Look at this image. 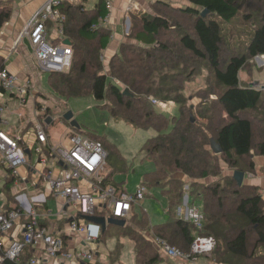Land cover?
Listing matches in <instances>:
<instances>
[{"label": "trees", "instance_id": "16d2710c", "mask_svg": "<svg viewBox=\"0 0 264 264\" xmlns=\"http://www.w3.org/2000/svg\"><path fill=\"white\" fill-rule=\"evenodd\" d=\"M185 1L189 6L182 8L156 0L149 5L148 13L129 14L127 38L134 44L119 46L108 63L109 77L101 63L111 38V32L103 26L109 14L105 0H95L91 5L87 0L63 1L58 9L64 17L62 44L69 43L72 57L65 72L48 74L47 84L53 94L64 100L91 96L103 101L109 114L140 130L153 128L161 132L169 121L170 116L157 112L150 98L162 104L171 101L180 105L178 118H172L171 131L147 139L141 149V161L154 165L152 172L141 177V185L147 191L159 188L167 201L169 220L151 225L141 210L133 212L129 219L135 229L115 227L120 237H128L134 243V264H164L151 241L140 235L146 228L152 238H160L184 253L196 236L211 237L214 249L202 257L216 264H264L261 191L256 186H238L232 176L222 177L220 166L225 164L230 172H251L253 164L243 160L250 152L264 157V120L261 119L263 125L256 120L262 115L264 91L241 87L239 81V73L251 60L264 55V0ZM205 10L207 13L201 16ZM10 15V4L0 0V28ZM184 18L189 22L190 33L184 31ZM235 24L241 28H237L239 45L224 55L228 31ZM184 53L204 62L214 82L209 93L214 100L194 113L185 107L178 88L170 84L172 78L161 75L163 68L177 74L183 71ZM124 90L127 95L122 93ZM35 108L41 109L39 104ZM87 137L100 141L107 153L109 169L101 186L121 189L122 184L113 179L115 168L125 166L118 149L103 137ZM211 141L221 149L219 155L210 150ZM18 144L23 147L22 139ZM176 174L191 182L186 184ZM208 178L214 181L207 185L198 183ZM184 193L192 201H201L204 225L200 231L175 215ZM104 216L105 212L94 213V217ZM73 220L78 219L68 223ZM108 227L99 239L106 235ZM29 249L24 248L18 261L4 260L1 264H26L31 258Z\"/></svg>", "mask_w": 264, "mask_h": 264}, {"label": "built area", "instance_id": "2783aa9c", "mask_svg": "<svg viewBox=\"0 0 264 264\" xmlns=\"http://www.w3.org/2000/svg\"><path fill=\"white\" fill-rule=\"evenodd\" d=\"M65 0H47L31 16L23 30L22 37L28 40L30 49L39 69L46 74L63 73L69 66L72 51L68 45L62 44L63 35L61 24L64 22L59 12V6ZM73 2L75 0H69ZM91 2L93 0H87ZM111 0H106V7L109 14L105 17L108 20L111 13ZM129 12V9H128ZM126 23L129 19L127 18ZM51 23L55 34L49 35L47 23ZM129 25V23H128ZM99 26L94 28H98ZM129 27L125 25V32L128 34ZM58 41V42H56ZM254 62L258 68L264 67V55L256 56ZM260 88V86L256 87ZM32 83L30 79H20L8 73L0 67V93L13 95L20 106L26 104L31 95ZM151 104L160 105L159 102L150 98ZM162 105V104H161ZM3 109L0 108V118ZM35 140L29 149L18 144L21 138L11 137L0 130V157L2 174L0 183L7 177L18 182V169L30 165L33 154L37 156L36 166L39 169L38 179L47 183L48 195L55 200L63 202L61 210L71 208L80 219L69 223V231L84 235L86 243L95 244L98 242L102 230L100 226L86 222L82 217L94 216V213H107L110 218L127 220L140 201L145 198L147 189L141 184L133 193H127L122 188L113 186H101L103 174L106 168L107 153L100 141L72 134L68 137L69 147H52L49 145L45 133V127L39 123L34 127ZM26 151L28 153H26ZM35 169V167H34ZM59 170V176L54 171ZM37 173V174H38ZM36 174V173H35ZM84 179L85 187L75 186L74 183ZM188 186H184V191ZM43 194L22 198L16 196L17 207L5 209L0 207V235L8 233L14 222L25 215L29 220L23 227L21 236L0 251V264L4 260L18 261L24 248L42 244L45 254L58 261H76L78 263L94 264L95 255L92 252L71 253L64 250V239L60 235L48 234L45 229L40 228L37 223L34 204H41L45 200ZM176 217L192 224L196 231H200L204 225L202 212L190 205L189 197L184 193L180 206L175 209ZM104 216V218H108ZM151 243L158 252L172 261L195 262L198 257L208 255L214 248V240L211 237L196 236L188 252L179 251L160 238H153ZM26 264H38L35 257H31Z\"/></svg>", "mask_w": 264, "mask_h": 264}, {"label": "crops", "instance_id": "0c3cea01", "mask_svg": "<svg viewBox=\"0 0 264 264\" xmlns=\"http://www.w3.org/2000/svg\"><path fill=\"white\" fill-rule=\"evenodd\" d=\"M4 2H8L11 7V15L7 22L0 28V67L4 68L8 73L13 74L20 79L28 78L32 83L31 95L33 98H29L26 101V104L20 106L18 100L13 97V95H7L4 93H0V108L3 109L0 118V130L4 133L10 135L11 137H19L23 141V147L25 149H29L28 147L35 140L34 127L41 123L45 127V133L47 137V141L50 146L56 148L62 146V140L59 139L58 142L52 143L50 136L48 135L50 126L54 125V120H58L56 115H60L59 108L54 109V113L52 116L48 115L49 108L52 105L50 103V99L47 95H45L40 90L39 80L43 73H39L41 71L37 65V62L34 59L32 51L30 49L29 43L24 37H22L23 30L26 26V23L31 18V16L35 13V11L47 0H1ZM95 0L89 2L93 3ZM156 0H112L111 3V13L108 20L103 22V26L111 32V38L108 42L105 50L102 53L101 59L104 60L105 66L103 69L105 70V75L109 77V68L108 63L110 59L118 53V48L121 44H134L128 38L125 32V20L129 17L128 15L133 12H141V10L148 11L149 4H152ZM93 5V4H92ZM129 9V12H128ZM138 10V11H135ZM129 19V18H128ZM130 26V20L128 21ZM53 26L48 28L49 35L55 34ZM123 31V32H122ZM124 34V35H123ZM26 40V41H25ZM39 70V71H38ZM42 72V71H41ZM48 75V74H47ZM250 83L247 86L241 87H251L255 90H263L264 84L256 79L248 80ZM260 86V88H256ZM53 94V93H52ZM55 95V94H53ZM55 97H57L55 95ZM59 98V97H57ZM62 99V98H60ZM45 101V103H43ZM62 101V100H61ZM39 104L40 110H36L35 105ZM25 114V115H24ZM42 116L40 117L38 116ZM12 115L16 116V119H12ZM27 116L28 122L27 125L22 127L23 118ZM39 119V120H38ZM43 120V122H42ZM15 126L17 128L20 127L18 133L14 132L12 127ZM31 129L29 136H24L23 133L25 130ZM20 134V135H19ZM72 133L66 132L64 136H66V141H68V137L71 136ZM107 142H109L106 139ZM21 142V140H19ZM69 142V141H68ZM110 143V142H109ZM112 144V143H111ZM114 145V144H113ZM67 147V146H65ZM69 147V145H68ZM67 147V148H68ZM66 149V148H64ZM250 161L253 164V171L245 172L243 178L244 185L256 186L261 191V197L264 201V157L260 155H256L253 152H250L249 156L243 160V162ZM35 167V169H34ZM29 165L27 167H22L18 169V182L15 184L14 179L11 177H7L3 182L0 183V195H1V203L0 207L4 208H15L18 206L16 202V196L22 195V198H29L31 196H36L38 194H43L45 196V201L41 204H34V212L37 215V223L40 228L46 230L48 234L52 235H60L64 239V250L66 252L71 253H85L92 252L95 255L94 264H122L123 259H108L109 255H106L105 252L102 251V247H100L98 240L95 244L86 243L84 241V235L76 232L69 231V223L68 221L77 218L80 219V216L75 214V211L71 208H66L65 212L61 210V206L63 202L61 200H55L50 197L48 194L47 183L42 179H38L39 173L36 169H39L35 166ZM3 167H1V157H0V173L2 174ZM59 170L54 171V175L59 176ZM36 173V174H35ZM38 173V174H37ZM233 172H230L225 164H223L221 169V176H231ZM180 179L186 182L188 179L181 175ZM212 182V179H205L198 181L199 184H209ZM86 181L84 179L77 181L74 183L75 186L85 187ZM122 188V187H121ZM147 195V194H146ZM146 197V196H145ZM189 198V203H190ZM141 207L140 205H137ZM137 206H134L136 208ZM195 207V206H194ZM200 210V208L198 207ZM134 212V211H133ZM147 215V214H146ZM148 217V216H147ZM151 225L161 224L163 222L154 223L149 217ZM64 221L67 223L66 226H60V222ZM29 220L23 214L14 222L12 229L5 234L0 235V251L6 248L10 241H13L19 238L23 232V227L28 223ZM68 226V229H67ZM111 225H107L106 228ZM109 228V227H108ZM146 238V237H145ZM153 238L151 237L150 240ZM105 240V239H104ZM130 240V239H129ZM146 240H149L146 238ZM110 241V242H109ZM117 240H108L106 250L111 252L110 245L113 244L115 247ZM120 244V243H119ZM130 244L134 250V243L130 240ZM153 245V244H152ZM121 246V244H120ZM153 247L157 248L153 245ZM113 249V248H112ZM30 257H35L38 261V264H86L78 263L76 261H58L57 259L49 258L44 251V246L39 244L35 246V248H31ZM101 252V253H100ZM101 254V255H100ZM135 254V251H134ZM163 261H167V258L158 253ZM162 255V256H161ZM101 258V259H100ZM129 264H134V259H128ZM169 260V259H168ZM164 261V264L166 263ZM172 264H216L214 262L209 261L206 257H199L195 262H185V261H176L169 260ZM178 262V263H177ZM167 262L166 264H171Z\"/></svg>", "mask_w": 264, "mask_h": 264}, {"label": "rangeland", "instance_id": "374dc122", "mask_svg": "<svg viewBox=\"0 0 264 264\" xmlns=\"http://www.w3.org/2000/svg\"><path fill=\"white\" fill-rule=\"evenodd\" d=\"M164 1L176 7L186 8L187 6H189V4L185 0H164ZM89 5H91V3H89ZM261 7H263V5ZM145 10H141L140 13H148L150 11L148 10L145 12ZM181 23H183L184 31L186 30L187 32L190 33L191 28L189 26V22L187 18H184V21L182 20ZM124 25H127V29H128L129 25L128 23H126V21L124 22ZM237 28L241 30V28H239L238 25L235 24L232 25V28H230L228 31L227 41L223 47L224 55L228 51L234 49L239 45L240 39H238L239 36L237 35ZM244 28L246 29V27ZM184 58L186 59V62L184 63V70L179 71V74H177V71L174 72V71H170L169 69L167 70L166 68H163L161 75L168 74L169 75L168 77L172 78V80L169 79L170 84L175 88H178V91L184 97L185 107L192 109V112L194 113L195 111H199L200 109H203V107L205 108L210 106L209 104L211 103L212 100H214V97L211 94H209L210 88L214 85V82L211 74L209 73L208 67L205 65L204 62L198 61L186 53H184ZM101 63L104 67L105 62L103 59H101ZM103 71L104 73H106L105 70ZM39 73H43L41 79L39 80L40 90L41 92H43L45 95L48 96V98L50 99V103L52 104L47 114L52 116L53 113L55 112L54 109L56 108H59L61 113L60 115H56V118L59 119L54 120V123L55 122L56 123L50 126L49 129L48 135L50 136L52 143L58 142L59 139H61L63 148H67L69 142L66 141L67 138L66 136H64V133H66L67 131L81 137H86L88 135H94V136L97 135V137L100 136L103 137L104 139H107L110 143L116 146L120 156L122 157L125 163V166L121 168H115L113 179L115 183L122 184L121 187L124 191H126L127 193H133L135 188L141 184V177L143 176V174L152 172L154 170V165L151 162L141 161L144 157V153L143 151H141V149L143 148L147 139L157 136L158 134H165L171 131L172 118H178L180 105L168 101L163 104L159 102L160 105L155 107L157 112L165 113L170 116L169 121L167 123V127L163 131L157 132L153 128L146 130L135 129L131 127L129 124H127L123 119L109 114L107 109H105L106 108L105 103H103V101H95L91 96H82L79 98H72L68 100L55 97V95H53L52 92L49 90V86L47 84L48 75L45 72H41V71H39ZM253 79L259 80L264 84V67L258 68L256 66V63L251 60L250 65H248V67H246L244 70H242L239 73V81L241 86H247V84L250 83V81L248 80L252 81ZM43 103H45V101H43ZM263 107L264 106H262L261 108L262 109L261 117L263 118L261 117L256 118V120L258 119L257 122L260 123V125H263L261 119L264 120ZM66 112L72 113L73 115L72 120L76 122V124L79 127L78 129L71 127L68 121L63 120V114ZM257 114L255 116H257ZM38 117H40L41 119L42 118L41 114ZM12 119H16V116L12 115ZM22 122L23 123L21 129L24 128V125H27L28 122L27 116L23 118ZM12 129L16 134V132L18 133L20 127L17 128L13 126ZM30 132L31 129L25 130L23 135L29 136ZM261 137H262L261 139L264 140V137L263 136ZM36 164H37V156L33 154L31 157L30 165L34 167ZM220 166L222 169L223 163H220ZM105 169L106 170L103 175L107 174L108 172L109 167L107 164ZM181 175L182 174H176V177H179ZM213 181L214 179H212V182ZM189 182L191 181L187 180L186 184H188ZM145 196L146 197L138 203V205H140L141 207L137 206L136 208H134V213L136 212L138 213L141 210H143L152 222L154 223L167 222L169 220L168 213H166L165 211L167 209V201L165 197L161 195L159 188L153 187L148 189L147 195ZM1 200L2 199L0 195V203ZM190 205H193L196 208L198 207L200 208L201 201L200 199L197 200L194 199L193 201L191 199ZM105 215L108 214L105 213ZM130 217L127 220H123L125 222L124 227H126L127 229H135L133 227L134 225H132L129 221ZM59 225L63 226L64 221H61ZM66 225L67 223H65L64 226ZM140 235L146 237L150 241L151 232L148 228L140 232ZM120 236L121 235L118 229H116L114 226L109 227L106 232V235L103 237L105 240L102 238L99 242V245L100 247H102V251L105 252L106 255H109L108 259H114L117 257L116 259H123L122 264H129L128 259H134L135 257L134 250L132 248V245L130 244L129 238L120 237ZM115 239L117 240L115 247H113V244L110 245V250L112 251L108 252L109 250L107 251L106 250L107 248H105L107 247L108 240H115ZM119 243L121 244V246ZM165 262L171 263L168 259ZM173 263H176V261Z\"/></svg>", "mask_w": 264, "mask_h": 264}, {"label": "water", "instance_id": "95a60500", "mask_svg": "<svg viewBox=\"0 0 264 264\" xmlns=\"http://www.w3.org/2000/svg\"><path fill=\"white\" fill-rule=\"evenodd\" d=\"M206 13H207L206 10L203 11L201 13V16H205ZM65 45H69V43L67 41H65ZM122 93L124 95H127L128 91L124 90ZM72 117H73V115H72L71 112H66V113L63 114V120L68 121L70 123L71 127H74V128L78 129L79 127L76 124V122L72 120ZM210 150L212 151V153L214 155H219L221 153V149L219 148V146L214 141L210 142ZM26 153H28V152L26 151ZM231 176L233 177L234 181L236 182V184L238 186L243 185V178H244V173L243 172L234 171ZM82 218L86 222H89V223L95 224L97 226H100L102 232L104 231V229L106 228L107 225H112L114 227H120V228L124 227V225H125V222L123 220L112 219V218L94 217V216H89V217L85 216V217H82Z\"/></svg>", "mask_w": 264, "mask_h": 264}, {"label": "bare ground", "instance_id": "6f19581e", "mask_svg": "<svg viewBox=\"0 0 264 264\" xmlns=\"http://www.w3.org/2000/svg\"><path fill=\"white\" fill-rule=\"evenodd\" d=\"M105 2H106V0H105ZM111 3H112V0H111ZM111 3H110V4H111ZM111 6H112V5H111ZM259 57H260V56H259ZM252 61H254V58L252 59ZM252 63H253V62H252ZM214 244H215V242H214ZM214 246H215V245H214Z\"/></svg>", "mask_w": 264, "mask_h": 264}]
</instances>
